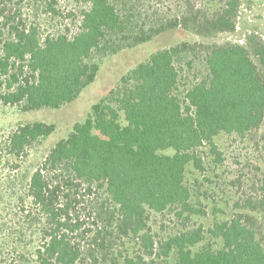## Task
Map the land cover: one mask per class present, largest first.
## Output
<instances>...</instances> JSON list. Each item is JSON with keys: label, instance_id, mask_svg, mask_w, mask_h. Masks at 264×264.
Listing matches in <instances>:
<instances>
[{"label": "trees", "instance_id": "16d2710c", "mask_svg": "<svg viewBox=\"0 0 264 264\" xmlns=\"http://www.w3.org/2000/svg\"><path fill=\"white\" fill-rule=\"evenodd\" d=\"M26 1L57 15V0ZM22 2L0 0V104L22 113L72 104L124 50L178 30L196 39L122 77L31 170L56 126L9 134L8 162L24 171L0 176V264H264V173L230 216L200 208L216 202L200 178L224 162L219 136L264 151V36L235 39L245 0H180L169 16L153 0H81L78 30L56 35L23 22ZM164 214L204 223L157 240L151 217Z\"/></svg>", "mask_w": 264, "mask_h": 264}, {"label": "rangeland", "instance_id": "374dc122", "mask_svg": "<svg viewBox=\"0 0 264 264\" xmlns=\"http://www.w3.org/2000/svg\"><path fill=\"white\" fill-rule=\"evenodd\" d=\"M179 1L153 0L152 7L154 6V10L167 12L166 16H169L175 12L176 4ZM194 2H197L200 6L208 5V0H194ZM244 4L235 39L242 37L253 29L264 36V0H245ZM17 8H21L19 12L23 22L41 24L45 34L56 35L61 31L70 30L71 33H75L78 30L79 22L75 24L72 15H79L82 4L81 0H57L55 6L57 15L52 16H47L43 10H40V5L34 4L33 1L24 0ZM195 39L193 35L178 30L158 37L151 43L124 50L117 55L106 58L101 64L96 81L75 102L59 110L44 109L22 113L17 108L5 107L0 104V157L3 159L0 164V176L7 180L8 176L17 178L16 176L21 177L23 175V162L21 163V169L14 172L13 165L8 162V152L4 150L5 140L19 124L41 122L56 126V132L42 141L38 149L33 150L27 158L26 167L31 170V167L37 166L59 141L69 136L76 123L83 122L86 119L92 106L107 97L116 88L122 77L147 60L157 50L174 46L183 41H194ZM222 39L224 38H219V40ZM197 65L199 70L201 66L199 63ZM262 132H264V124L259 134ZM216 144L223 154L224 162L221 166L211 163L206 174L200 178L203 180V185H205L200 195H204L205 191L208 194L214 193L216 202L212 205L209 204L208 207L206 204H202L200 208L205 211L206 215L212 216V207L216 206L222 209L228 217L232 214L235 203L245 194L250 195L256 190L254 184L262 178L264 173V151L256 149L251 137L239 139L235 136L221 135L216 139ZM221 218L222 215H218L217 219L220 220ZM200 223H204V220L201 221L195 218L189 223L184 219L178 220L172 215L164 214L152 215L150 225L157 240H161L169 233L176 232L184 227V224L192 227ZM88 228L89 226H87ZM81 242L85 243L86 241ZM5 256L7 257L5 259H8V256Z\"/></svg>", "mask_w": 264, "mask_h": 264}]
</instances>
